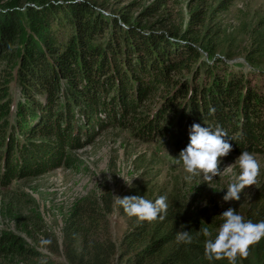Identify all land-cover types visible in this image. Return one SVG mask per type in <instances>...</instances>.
Returning a JSON list of instances; mask_svg holds the SVG:
<instances>
[{
  "label": "trees",
  "instance_id": "trees-1",
  "mask_svg": "<svg viewBox=\"0 0 264 264\" xmlns=\"http://www.w3.org/2000/svg\"><path fill=\"white\" fill-rule=\"evenodd\" d=\"M169 1L154 0L136 17L127 9L106 15L102 4L90 0L0 3L1 188L15 178L21 182L35 176L51 153L50 142L65 162L81 141L92 142L108 126L130 131L140 141H158L177 154L186 147L192 124L213 130L219 126L231 141L229 155L264 154V87L229 72L231 67L215 58L224 31L208 24L216 12H209L212 0H190L188 17L177 10L174 15L162 11ZM225 5L220 2L217 9ZM161 13L156 26L162 31L147 21ZM249 39L248 63L257 65L264 52V16ZM262 159L252 201L244 190L239 201H232L234 210L253 223L264 220ZM146 182L121 198L140 195L154 201L164 195L152 197ZM167 203L163 219L137 221L105 188L99 200L75 202L63 221L61 251L44 235L49 252L62 253L64 263L2 232L0 264L210 263L204 241L214 239L216 232L185 200L167 197ZM113 208L127 224L119 243L109 235L107 215ZM182 224L193 235L191 244L176 239ZM204 227L209 237L197 232ZM263 246L261 238L249 246L248 254Z\"/></svg>",
  "mask_w": 264,
  "mask_h": 264
},
{
  "label": "rangeland",
  "instance_id": "rangeland-1",
  "mask_svg": "<svg viewBox=\"0 0 264 264\" xmlns=\"http://www.w3.org/2000/svg\"><path fill=\"white\" fill-rule=\"evenodd\" d=\"M90 1L102 4L107 11L102 12L106 15L118 9H127L133 13V17L144 13L154 3V0ZM176 1L177 4H173V0H170L162 11L168 10L174 15L177 10L188 17L190 0ZM9 2L10 0H0L1 4ZM220 2L223 5L226 3L223 10L221 7L217 9ZM211 10L216 12L214 20L208 24L217 25L224 31L223 39L219 43L222 46L217 50L215 58L220 57L229 65V72L239 73L247 77L252 85L264 87V52L261 56L263 58L255 61L257 65L249 64L248 61H251L247 56V52L252 49L249 33L264 16V0H212L209 12ZM162 16V13L156 14L147 21L152 24V28L162 31L161 27L156 26V22L163 19ZM99 132L92 142L83 143L81 148L71 155L68 154L65 162L60 161L58 147L56 144L52 146L51 142L50 147L56 155L55 163H60L58 166L44 168L49 161L45 158L44 165L39 166L41 169L29 180L19 182L15 178L10 185L0 187V234H13L25 246L64 263L62 253L59 256L51 254L43 243V238L48 235L50 240L54 239L61 251L63 221L75 202L86 197L99 200L105 188L116 202L115 196L122 197L138 183L146 180V183H150L148 187L151 188L152 197L164 193L171 200H185L192 213L215 232L223 222L220 214L228 208L234 209L233 202H225L222 197L227 184L239 173L238 166L233 164L239 154L222 158L218 167L223 170L233 164L232 170L215 177L208 186L201 177L194 178L191 183L186 182V173L176 163L175 158L178 155L163 148L158 141L137 140L130 135V131L115 126H108ZM253 155L260 168L263 167L264 154ZM257 184L258 179L255 185L244 190L248 202L252 201ZM18 199L24 204L18 203ZM107 218L109 235L119 243L127 228L126 221L115 208ZM263 253L264 246L260 249L255 247L246 257L238 256L236 264H262ZM1 262L5 264V261ZM194 263L210 264L202 259ZM222 264H228V261L224 260Z\"/></svg>",
  "mask_w": 264,
  "mask_h": 264
},
{
  "label": "clouds",
  "instance_id": "clouds-1",
  "mask_svg": "<svg viewBox=\"0 0 264 264\" xmlns=\"http://www.w3.org/2000/svg\"><path fill=\"white\" fill-rule=\"evenodd\" d=\"M227 138V133L219 126L214 130L194 123L188 129V143L175 158L186 173L184 179L191 183L194 178L201 177L205 184L209 186L215 177L220 176L225 171H231L233 164L238 166L239 173L235 174L227 184L225 194L222 199L225 202L239 201L241 193L249 186L257 183L260 164L255 156L248 152H240L235 162L223 170L218 165L222 163V158L232 151V144ZM117 203L122 207L124 213L129 217H135L137 221H153L163 219L168 208L167 196L161 195L154 201L145 199L143 196L135 195L130 197L115 196ZM220 216L223 222L219 225L214 239L204 241V255L210 262L227 259L228 264H236L237 257H246L249 246L264 238V220L253 223L245 220L233 208L223 211ZM183 230L177 233V241L183 244H191L193 235L189 230H185V225L180 226ZM198 233L204 237H209L210 232L207 227L200 228ZM47 244L49 241L45 240Z\"/></svg>",
  "mask_w": 264,
  "mask_h": 264
}]
</instances>
